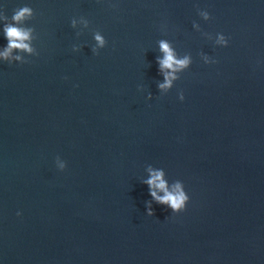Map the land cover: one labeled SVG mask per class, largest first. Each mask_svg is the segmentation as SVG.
I'll use <instances>...</instances> for the list:
<instances>
[{"label": "water", "instance_id": "water-1", "mask_svg": "<svg viewBox=\"0 0 264 264\" xmlns=\"http://www.w3.org/2000/svg\"><path fill=\"white\" fill-rule=\"evenodd\" d=\"M24 6L33 53L0 59V264H264V0H0V52ZM161 40L190 59L164 91Z\"/></svg>", "mask_w": 264, "mask_h": 264}, {"label": "clouds", "instance_id": "clouds-1", "mask_svg": "<svg viewBox=\"0 0 264 264\" xmlns=\"http://www.w3.org/2000/svg\"><path fill=\"white\" fill-rule=\"evenodd\" d=\"M199 14L206 21L210 19L207 11H202ZM32 15L33 10L28 6L20 7L14 10V14L11 17L12 23H6L4 25V36L8 43L7 47L2 52H0V59L6 60L9 62V64H11L13 60L21 61L22 59L19 55L12 56L13 50L23 51L29 54L33 53V48L31 47L33 29L20 26L25 20L31 18ZM4 18L6 19V17ZM75 25L76 20L72 19L71 27L74 28ZM93 38L96 44L92 48V52L93 54H98L97 49L105 47L106 40L99 33H95ZM216 43L221 47H225L228 44V39L224 35L218 34ZM159 49L163 55L162 57L157 58V64L159 66V72L164 77V81L163 83L158 84V88L164 91L172 88L173 81L179 79L176 73L183 72L185 69H187L190 65V59L188 56L177 58V55L174 53L169 43L165 40L159 41ZM76 50L77 49L75 48L73 49V51ZM27 62L28 61H24L22 63ZM204 62L205 64L216 63L215 60L209 61L207 56L204 57ZM150 95L151 94H149V98ZM178 99L183 101L184 96L182 92L178 93ZM55 163L57 169L60 171H63L66 167V163L60 160L59 157L56 158ZM147 171L149 173V178L143 181V183L148 186L149 195L151 196L152 200L159 205L166 206L173 214L183 212L189 197L184 190L182 182L177 180L171 185L170 188L168 182L163 178L164 172L162 170H153L151 167H149ZM158 193L163 194L158 195ZM146 213L148 216L154 215L151 204L147 202ZM17 215L19 216L20 213L18 212Z\"/></svg>", "mask_w": 264, "mask_h": 264}]
</instances>
